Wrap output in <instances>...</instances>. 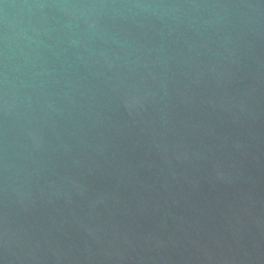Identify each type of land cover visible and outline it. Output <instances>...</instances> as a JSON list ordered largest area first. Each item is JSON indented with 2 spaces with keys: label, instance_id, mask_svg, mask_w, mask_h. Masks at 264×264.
I'll list each match as a JSON object with an SVG mask.
<instances>
[{
  "label": "water",
  "instance_id": "obj_1",
  "mask_svg": "<svg viewBox=\"0 0 264 264\" xmlns=\"http://www.w3.org/2000/svg\"><path fill=\"white\" fill-rule=\"evenodd\" d=\"M0 264H264V0H0Z\"/></svg>",
  "mask_w": 264,
  "mask_h": 264
}]
</instances>
